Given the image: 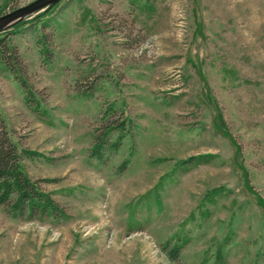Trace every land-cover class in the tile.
<instances>
[{
	"label": "rangeland",
	"instance_id": "1",
	"mask_svg": "<svg viewBox=\"0 0 264 264\" xmlns=\"http://www.w3.org/2000/svg\"><path fill=\"white\" fill-rule=\"evenodd\" d=\"M4 41L0 120L57 210L0 204V264H264V0H62Z\"/></svg>",
	"mask_w": 264,
	"mask_h": 264
},
{
	"label": "trees",
	"instance_id": "2",
	"mask_svg": "<svg viewBox=\"0 0 264 264\" xmlns=\"http://www.w3.org/2000/svg\"><path fill=\"white\" fill-rule=\"evenodd\" d=\"M0 55L6 64L11 60L20 64L19 55L5 41L0 44ZM20 157L9 131L0 120V204L9 206L12 212L20 213L26 208L30 214L35 210L52 214L57 210L56 204L29 180L19 164Z\"/></svg>",
	"mask_w": 264,
	"mask_h": 264
},
{
	"label": "water",
	"instance_id": "3",
	"mask_svg": "<svg viewBox=\"0 0 264 264\" xmlns=\"http://www.w3.org/2000/svg\"><path fill=\"white\" fill-rule=\"evenodd\" d=\"M61 1L62 0H34L25 6L0 16V33L30 18L32 15L57 5Z\"/></svg>",
	"mask_w": 264,
	"mask_h": 264
},
{
	"label": "flooded vegetation",
	"instance_id": "4",
	"mask_svg": "<svg viewBox=\"0 0 264 264\" xmlns=\"http://www.w3.org/2000/svg\"><path fill=\"white\" fill-rule=\"evenodd\" d=\"M8 13H9V12H8ZM4 14H6V13L1 14L0 16H2V15H4Z\"/></svg>",
	"mask_w": 264,
	"mask_h": 264
}]
</instances>
